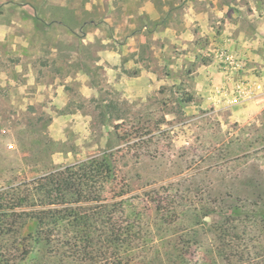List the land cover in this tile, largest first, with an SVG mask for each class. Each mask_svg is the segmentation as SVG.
<instances>
[{
    "label": "rangeland",
    "instance_id": "obj_1",
    "mask_svg": "<svg viewBox=\"0 0 264 264\" xmlns=\"http://www.w3.org/2000/svg\"><path fill=\"white\" fill-rule=\"evenodd\" d=\"M187 1L0 0V191L110 153L123 264H264V16L219 0L203 30ZM225 19L263 60L222 40ZM33 231L0 264L103 263L66 222L23 255Z\"/></svg>",
    "mask_w": 264,
    "mask_h": 264
},
{
    "label": "trees",
    "instance_id": "obj_2",
    "mask_svg": "<svg viewBox=\"0 0 264 264\" xmlns=\"http://www.w3.org/2000/svg\"><path fill=\"white\" fill-rule=\"evenodd\" d=\"M117 172L116 161L109 153L50 170L29 182L0 191V242L5 237L11 241L5 248L7 253L22 244L19 238L26 222L34 224V231L25 236L31 247L27 244L23 255L37 253L41 244L49 245L55 229L66 222L81 239L74 252L81 251L85 259L95 257L102 264H114L109 263L108 257L113 254L116 264H123L122 256L126 252L122 249L133 236L134 224L118 217L104 197ZM127 217L133 219L131 214ZM232 221L230 216L222 217L219 227L222 235ZM2 256L1 263L7 264L6 253Z\"/></svg>",
    "mask_w": 264,
    "mask_h": 264
},
{
    "label": "crops",
    "instance_id": "obj_3",
    "mask_svg": "<svg viewBox=\"0 0 264 264\" xmlns=\"http://www.w3.org/2000/svg\"><path fill=\"white\" fill-rule=\"evenodd\" d=\"M217 2H219V0H195L194 5L192 4V2L189 5V2L187 1L186 7H185L186 12L184 13L187 21H189L188 19H190L189 16L191 15L194 17V19H198V23L200 24V26L202 27L203 30L206 27L207 30L213 31L214 22L212 19L217 20L220 17L219 11L217 8ZM247 2H248V4L254 3V6H251L248 9L247 13H248L249 17H254L256 15V13H262V15L264 16V7H260L259 5L257 6L255 0H247ZM195 5H197V8L194 7V9H192V7ZM200 5H202L203 7H201ZM202 12H206L208 14V16L210 17V19H209L210 21L207 19H204V16H202V14H201ZM262 18L264 19V17H262ZM187 21H186V23H188ZM263 23H264V21H263ZM223 25L226 27L225 31L228 34H226V36H224L222 38V40L229 42L228 45H231V43H233L236 39H239V42L236 44H238V46L240 47L239 53H241V54L244 53L243 54L244 56L241 55L242 57L249 55L250 58L258 57V58L262 59L261 56H255L256 53H258V51H256L257 45H258V43H260V39L258 37H256V38L253 37V38L246 40V37H244V35H242V31L237 30V27H239V24L238 23L237 24L236 23H230L229 20H227V19L224 20ZM257 29H258V31H262L263 35H264V28H263V30H260L257 27ZM208 33H210V32H208ZM257 33L258 32H256V34Z\"/></svg>",
    "mask_w": 264,
    "mask_h": 264
}]
</instances>
